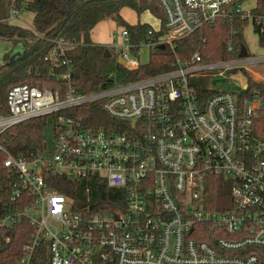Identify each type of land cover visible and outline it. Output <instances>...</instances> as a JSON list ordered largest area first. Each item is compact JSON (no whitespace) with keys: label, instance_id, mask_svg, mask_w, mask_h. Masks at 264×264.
Here are the masks:
<instances>
[{"label":"built area","instance_id":"obj_1","mask_svg":"<svg viewBox=\"0 0 264 264\" xmlns=\"http://www.w3.org/2000/svg\"><path fill=\"white\" fill-rule=\"evenodd\" d=\"M159 2L166 19L161 35L135 45L128 29L121 28L114 48L129 68L139 65L128 59L141 45L174 49V40L217 17L264 20L244 6L246 0ZM19 11L12 6L7 20ZM147 22L150 35L162 27L161 19L157 26ZM56 42L63 54L72 47L63 39ZM240 53L212 61L199 52L177 56L168 71L87 93L73 85L63 94L28 83L11 86L9 111L0 110V133L58 113L52 157L42 148L33 158H18L0 145L4 166L19 177L12 200L24 190L32 196L22 209L9 205L0 218V228L22 217L34 226L20 264L29 263L41 242L51 264H264V139L254 134V117L264 115V97L250 81L264 82V53ZM53 57L51 52L48 59ZM208 72V85L192 80ZM60 77L68 80L70 69ZM90 103H98L114 121L108 129L89 126L83 114H59ZM57 176L98 177L124 195L112 210L88 211L52 185ZM215 178L230 190L231 200L222 198L225 209L208 206Z\"/></svg>","mask_w":264,"mask_h":264},{"label":"trees","instance_id":"obj_2","mask_svg":"<svg viewBox=\"0 0 264 264\" xmlns=\"http://www.w3.org/2000/svg\"><path fill=\"white\" fill-rule=\"evenodd\" d=\"M243 1V0H240ZM12 6L34 13V28L13 24L7 20ZM129 6L140 15L149 10L162 21L159 31L149 34L152 26L147 23L127 22L120 13ZM254 17L264 15V0H256ZM112 18L125 26L135 45L155 38L165 30V13L159 0H0V39L11 41L0 65V110L8 113L7 93L11 86L28 83L39 88H50L65 93L69 85L79 92L87 93L117 83L138 80L156 73L168 71L175 66L176 57L189 58L199 52L204 60H220L239 57L241 47L246 44L244 29L248 19L217 17L206 22L193 33L174 40V49L166 44L150 52L147 63L135 68L118 63V53L112 45H103L91 40V30L101 20ZM264 20L253 28L258 33ZM63 39L72 45L64 54L57 51L56 40ZM260 45H264V32L258 33ZM232 45L229 50L228 46ZM54 52V57L48 55ZM63 60L68 63L64 64ZM54 67V71H51ZM70 69L71 77H60ZM251 86L264 97V82L252 80ZM80 110V111H79ZM83 114L89 126L113 124V120L99 107L98 103L82 105L76 109L62 110L59 114ZM58 113L37 116L14 124L0 133V145L18 158H33L44 148V130L53 124ZM92 115V116H91ZM113 128V127H112ZM6 154L0 150V218L11 207L22 209L32 201V196L23 191L12 200L18 174L4 166ZM54 187L75 199V206L85 210H112L113 203L124 192L109 187L98 177L69 179L57 176ZM216 181L218 183H216ZM221 179L215 178V186L208 191L209 207L225 209L222 198H230V190ZM225 195V196H224ZM215 201V202H214ZM34 226L22 217L11 226L0 228V264H20L25 257L24 246L32 242ZM28 264H51L47 244L36 245Z\"/></svg>","mask_w":264,"mask_h":264},{"label":"rangeland","instance_id":"obj_3","mask_svg":"<svg viewBox=\"0 0 264 264\" xmlns=\"http://www.w3.org/2000/svg\"><path fill=\"white\" fill-rule=\"evenodd\" d=\"M255 5H256V0H246L244 4V6L248 9H252L253 7H255ZM122 14L129 22L135 21L137 17L136 10L129 6L126 9L122 10ZM16 17H17V20L20 17H26L30 19L31 13L23 9L16 15ZM141 17L147 18L148 16L142 15ZM13 18H15V16ZM107 20L108 21L106 22L107 25H105L104 32L105 34L109 35L108 39L112 41L111 45L114 47L116 43H120L121 41L120 35H121V28L123 26L118 21L112 18H107ZM243 34H244L245 42L247 45V49L249 50L251 54L260 56L261 54L264 53L263 49L260 46L259 40H258V33L254 31L252 22H249V24L245 27ZM11 45L12 44L10 40L0 39V65L4 62V54L10 48ZM152 50L153 48L151 49L147 45H141L137 51L130 52L128 63L130 62V59H137L139 63L141 64L147 63L150 59V52ZM261 71H262L261 75H264V70H261ZM196 78L201 85L206 86L208 85L210 81L211 75H210V72L205 73V74L199 73L195 78H192V80H195ZM216 79L217 80L215 83L217 84H219L220 81H222L220 77H217ZM254 134L255 136H258L264 139V115H256L254 117ZM43 136H44V141H45L43 154L47 157H52L53 156V141H54V125L53 124L48 125L47 128H45Z\"/></svg>","mask_w":264,"mask_h":264},{"label":"crops","instance_id":"obj_4","mask_svg":"<svg viewBox=\"0 0 264 264\" xmlns=\"http://www.w3.org/2000/svg\"><path fill=\"white\" fill-rule=\"evenodd\" d=\"M256 6V5H255ZM128 6H125V8H121L120 10V13L121 15L123 16L122 14V10L123 9H126ZM18 8V7H17ZM19 9V8H18ZM20 11H22L23 9H19ZM19 11V12H20ZM10 12V11H9ZM30 12V11H29ZM31 13V18L28 19L26 17H20L18 20H17V17L15 16V18L11 19V20H8L9 22L13 23V24H17V25H20V26H23V27H27V28H31L33 29L34 28V13L30 12ZM137 14V17H136V20L135 21H132V22H129L124 16L123 18L131 23V24H135L137 22H141V23H144V22H147L149 21L150 23H153V25L157 26L158 25V20L160 18H157L155 15H153L149 10H146L145 12H143L142 14ZM142 15H147L148 17L147 18H142L141 16ZM108 20L107 19H104V20H101L99 21L94 27L93 29L91 30V40L95 43H99V44H103V45H111L112 41H110L108 39L109 35L108 34H105L104 32V29H105V25L106 22ZM148 23V22H147ZM135 61H138L137 59ZM139 62V61H138ZM140 64V63H139ZM135 66V65H134Z\"/></svg>","mask_w":264,"mask_h":264},{"label":"water","instance_id":"obj_5","mask_svg":"<svg viewBox=\"0 0 264 264\" xmlns=\"http://www.w3.org/2000/svg\"><path fill=\"white\" fill-rule=\"evenodd\" d=\"M160 48H165V46H160ZM241 56H245L246 54H247V49H246V46L245 45H243L242 47H241ZM118 63L119 64H122V65H124V63H125V59L123 58V56L120 54V55H118ZM263 261H264V255H263Z\"/></svg>","mask_w":264,"mask_h":264},{"label":"bare ground","instance_id":"obj_6","mask_svg":"<svg viewBox=\"0 0 264 264\" xmlns=\"http://www.w3.org/2000/svg\"><path fill=\"white\" fill-rule=\"evenodd\" d=\"M134 65H135V63H134V62H132V63H131V66H134Z\"/></svg>","mask_w":264,"mask_h":264}]
</instances>
